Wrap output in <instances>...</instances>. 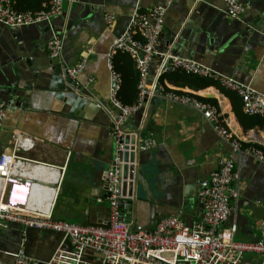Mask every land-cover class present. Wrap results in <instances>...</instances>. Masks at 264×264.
Segmentation results:
<instances>
[{
    "label": "crops",
    "instance_id": "crops-1",
    "mask_svg": "<svg viewBox=\"0 0 264 264\" xmlns=\"http://www.w3.org/2000/svg\"><path fill=\"white\" fill-rule=\"evenodd\" d=\"M237 1L246 7L238 18H233L227 12L225 0H174L164 11L163 28L156 47L158 51H170L169 38L176 37L177 30L191 19L187 23L191 25L188 34L198 39L201 53L191 52L190 58L252 86L261 93L264 105V38L252 40L254 31L250 30L248 34L243 31L244 25L251 24L264 9V0ZM46 2L16 0L14 7L39 10ZM77 2H65L62 12L73 10ZM159 2L161 0H81L72 19L56 18L61 12L50 19L53 24L47 31L42 26L47 23L45 21L15 29L0 22V76L7 75L11 64L20 57L31 61L34 69L41 68L39 84L31 81L30 76L20 79L19 103L5 107L0 122V153L12 151L15 137L22 136L29 139L30 147L20 148L19 154L65 166L60 182L55 185L58 188L52 213L57 219L78 224H105L109 215L106 174L114 154L109 114L114 108L108 99L107 54L117 36L127 29L132 12L135 9L145 11ZM108 13L113 14L111 24L105 21ZM53 36L63 40L61 63L69 67L81 58L85 59L83 68L73 79L91 95L89 102L93 103L88 102L84 108H72L56 96V82L51 76L54 64L50 65L54 58L43 41L45 37L49 40ZM177 52L172 53L183 56L186 51L181 48ZM158 61L153 60L150 65L149 81ZM25 65L30 67V64ZM65 76L63 74L62 78ZM14 79L17 77L3 76L0 82L4 86ZM172 80L164 77L162 84L171 91L190 93L203 100L212 99L215 103L209 102L217 105L226 126L235 136L244 144L264 150L263 116L246 117L240 103L233 101L219 87L194 89ZM27 82L33 83L31 89L23 88ZM203 94L211 97L206 98ZM98 102L107 108L98 107ZM71 109L73 114L69 113ZM133 114L125 125L129 140L135 134L133 128L137 125L141 128L144 118L143 114ZM149 140L154 144L140 148L134 163L137 165L138 161V171L146 185L139 184L135 200L134 215L139 225L147 226L154 212L179 216L187 224L200 219L199 192L209 184L210 175L220 161L230 158L239 164V178L233 181V185L239 184V194L231 200L232 209L223 227L235 224V239L255 241L261 236L264 231V163L251 154L242 157L232 154L229 144L197 109L169 101L161 95L156 96L151 116L145 129L141 130L140 145ZM185 190L191 192L188 198H184ZM125 215L129 216L127 212ZM36 230L16 223L0 227V264L12 261L21 233V243L27 251L32 249L35 258L44 259L53 253L58 239L51 240L45 234L41 237ZM240 264H264V258L259 254H248Z\"/></svg>",
    "mask_w": 264,
    "mask_h": 264
},
{
    "label": "built area",
    "instance_id": "built-area-1",
    "mask_svg": "<svg viewBox=\"0 0 264 264\" xmlns=\"http://www.w3.org/2000/svg\"><path fill=\"white\" fill-rule=\"evenodd\" d=\"M78 0H48L39 10H18L16 0H0V22L10 28H18L51 18L63 11L66 3ZM174 0H165V5L156 4L145 11L135 9L127 29L111 44L107 54L110 75L109 102L114 108L109 112L114 141V157L106 174L105 187L109 201L108 222L105 224H78L53 216L52 205L57 194L55 185L61 180L65 166H58L27 158L18 153L20 148L30 147L29 139L16 136L10 152L0 153V227L16 223L24 228L59 233L61 243L45 262L31 257L24 243H20L9 264H81L84 254L99 253L101 264H240L248 254H259L264 258V231L255 241L235 239L236 225L223 227L232 209L231 200L239 194V164L230 158L220 161L210 175L207 186L199 192L202 217L187 224L179 216L161 218L151 230H134L130 222L121 217L119 202L127 198L120 193L121 168L125 164L122 155L131 152V142L125 125L130 116L148 99L163 96L182 105L192 106L212 125L225 140L232 154L242 157L251 154L264 163V150L244 144L225 124L217 105L185 92L162 91L159 78L167 71H186L209 77L220 87L235 92L248 114L264 115L262 95L255 88L220 74L193 58L173 54L169 50L158 51L156 43L163 28L166 7ZM228 14L238 18L245 5L237 0H225ZM107 24L113 14L105 15ZM51 58H59L63 49L61 37L53 36L46 42ZM123 51L134 59L139 74V95L135 104H125L119 98L122 78L113 63L117 51ZM159 60L149 81L150 65ZM85 59L67 66L66 77L74 79L84 66ZM163 93V94H162ZM98 107L107 108L102 102ZM5 107L0 103V122ZM28 140V141H27ZM138 143V149L153 145V141ZM136 144V143H135ZM67 242L70 249L63 248ZM87 264V263H84Z\"/></svg>",
    "mask_w": 264,
    "mask_h": 264
},
{
    "label": "water",
    "instance_id": "water-1",
    "mask_svg": "<svg viewBox=\"0 0 264 264\" xmlns=\"http://www.w3.org/2000/svg\"><path fill=\"white\" fill-rule=\"evenodd\" d=\"M80 1L81 0H79L77 3L79 4ZM78 4H76V6H75V8H73V10L64 11L59 16H57L56 18L61 17L62 19H64L65 17H68V19H72L75 12H76V8H77ZM158 4L165 5V0H161V2H159ZM52 20H50L49 22L45 21L47 23H44L45 25L44 24L42 25L44 31H47L49 29L48 26L50 24L52 26V24H53ZM190 22H191V19H188L185 22L186 24L181 29L177 30V32H176L177 36L169 38V43L172 44V46H171L172 48L170 50L172 52H177V49L182 48L186 51L183 54V56L189 57V58L192 57L191 52L194 53L197 51L198 53H201L200 47L197 46L198 39L194 35L192 36V35L188 34L189 28L191 25H189L187 23H190ZM182 23L184 24V22H182ZM70 27L71 26L66 27V28L70 29ZM250 30L254 31L252 33V36H251L252 40H259L260 36L264 38V9L258 13V15L256 16V18H254V20L252 21L251 24H245L244 25V27H243L244 33L248 34L247 32H249ZM163 31H164V29H163ZM119 36L120 35H118L117 38ZM47 40L48 39L46 37L43 39L44 42H47ZM25 64H30V67H27ZM51 64H54L51 76H52V81L56 82V84L54 85V88L58 92V94H56L57 98L64 100L72 108H75V107L76 108L77 107L84 108L85 105H87L91 99L90 93L87 91H83L82 87L80 85H78L75 82V80L70 79L66 76L64 78H62L63 74L66 73L67 65L64 63H61L59 58H54V59L50 60V65ZM10 68H11V71L7 75H3V76H6V77L15 76V77H17V79H14L12 82H9L8 84H5L4 86H2L3 83L0 82V103L3 104L4 107L9 106L12 103L13 104L19 103V100L21 99V95L19 93V88H21V86H22L21 82L19 81L20 79H27L30 76L31 81L32 80L34 82L37 81V84H39V82L41 81V74L38 72V71H41V68L40 69H36V68L34 69L32 66V62L29 61L28 59L21 60V57L18 59L16 58L14 63L11 64ZM44 70H46V69L44 68ZM29 73L31 75H29ZM2 77L0 76V79ZM32 86H33L32 82H27V85H25L23 88L27 90V89H31ZM203 96L206 98L211 97V95H209V94H203ZM155 98L156 97H152V98L148 99V97H145L144 98V104L134 112L133 116L135 114H136V116L137 115L139 116V114H141V115L143 114V116H144L143 122L141 124V128H138L139 125H137L136 127L133 128L135 134H134L133 138H131V140H130V142L132 144V146L130 147L131 152H125L122 155V159L125 162V164L121 168L122 171H121L120 179H122V180H121V183L118 185V189H119L120 193H122L123 195H126L127 198L120 200L119 208L121 211L122 219L125 220L126 222H130L134 230H151L156 225L158 220H160L161 218L169 216L168 212H166L164 214H158V213L154 212V214L151 216V219H150L149 223L147 224V226H141L135 221V215H134L135 205H136L135 200L138 198V195H137L138 186H139V184H141L143 187L146 186L142 181V174L138 171V168H139L138 161H137V165L134 163L136 162V159H138V157H139L138 143L140 141L141 130L145 129L147 122L151 116L152 106L155 102ZM89 103H93V102H89ZM69 113L73 114L74 111H72V109H71V111H69ZM113 157H114V154H113ZM113 157H112V160H113ZM112 160H111V163H112ZM188 193L190 194L191 192H187L185 190V193H184L185 197L184 198H188ZM107 197H108V194H107ZM126 212L129 214V216L125 215ZM107 222H108V217L106 218V220L103 223H107ZM84 224H87V223H84ZM36 232H38V234L41 235V237H42V234H45L44 236L50 237L51 240L56 241L58 239V244L56 247H58V245L61 243L62 238H63V236L59 233L45 232V231H41V230H36ZM20 237L21 238L18 239V242H17V247L19 246V244L21 243V240L23 239L22 233H21ZM17 247H16V249H17ZM63 248L71 250V247L67 242L63 243ZM54 251H53V253H54ZM27 253L31 257H34V258L37 257L36 254L32 251V249L28 250ZM53 253H49L44 259H40V260L42 262L47 261L52 256ZM101 259H102V256L99 253H93L92 255H89L86 253L82 257L83 262L81 264H84V263L101 264L102 263ZM12 260H13V258H12ZM40 264H43V263H40Z\"/></svg>",
    "mask_w": 264,
    "mask_h": 264
},
{
    "label": "trees",
    "instance_id": "trees-1",
    "mask_svg": "<svg viewBox=\"0 0 264 264\" xmlns=\"http://www.w3.org/2000/svg\"><path fill=\"white\" fill-rule=\"evenodd\" d=\"M48 1V0H46ZM113 63L116 68V70L121 74L122 78V85H121V90L119 92V98L121 101L125 104H135L138 100V95H139V74L135 66L134 59L130 56V54L123 52V51H117L114 56H113ZM164 77H171L173 78L172 81L174 82H180L183 85H188L191 88L194 89H203L208 86H216L221 89L224 93H226L231 99L236 100L240 103V109L242 106L241 98L232 91L226 90L218 84V82L212 78L209 77H203L199 76L190 72L186 71H167L164 74H162L159 78V88H161L162 91H168L169 89L165 87L162 84V80ZM180 92V91H177ZM197 98L201 99V97L196 96ZM203 100V99H202ZM207 102L212 101V99H205ZM204 100V101H205ZM215 103V102H214ZM213 103V104H214ZM246 117L247 116H257L258 118L260 116L264 115H259V114H248L244 112Z\"/></svg>",
    "mask_w": 264,
    "mask_h": 264
}]
</instances>
